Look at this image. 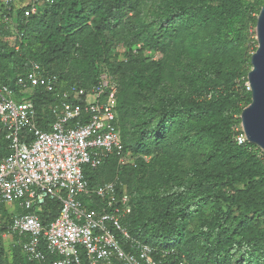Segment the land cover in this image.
<instances>
[{
    "label": "trees",
    "instance_id": "16d2710c",
    "mask_svg": "<svg viewBox=\"0 0 264 264\" xmlns=\"http://www.w3.org/2000/svg\"><path fill=\"white\" fill-rule=\"evenodd\" d=\"M17 1L6 5L0 0V87L9 85L19 97L17 79L34 61L69 85L89 87L105 71L118 81L119 126L126 153L137 159L120 165L111 157L95 170L86 168L85 175L91 188L119 176L131 197L132 212L123 218L131 234L153 246L161 264H264V152L254 143L237 141L241 116L201 122L192 132L194 117L226 108L241 114L252 102L246 84L251 59L245 68L222 61L200 68L194 59L229 57L242 47L264 0H258L256 15V4L247 0H156L148 13L144 0H54L29 14L32 1L21 8ZM10 36L17 37V46ZM119 44L128 49L123 59ZM146 50L174 56L183 74L196 70L201 83L193 78L186 94L166 84L168 95L159 103L150 100L130 110L129 93L137 101L153 99L142 79L148 71V85L161 83L163 61L144 56ZM112 52L119 60L112 61ZM81 59L88 66V81L74 77ZM32 98L40 125L49 129L56 99L36 91ZM25 135L31 136L29 130ZM200 142L207 149L203 159L183 165L190 147ZM9 153L0 128V159ZM134 178L146 185L136 186ZM84 199L92 207L100 203ZM60 209V202L47 200L40 215L48 222ZM4 230L0 227V264H31L18 244L12 256L5 254Z\"/></svg>",
    "mask_w": 264,
    "mask_h": 264
},
{
    "label": "built area",
    "instance_id": "2783aa9c",
    "mask_svg": "<svg viewBox=\"0 0 264 264\" xmlns=\"http://www.w3.org/2000/svg\"><path fill=\"white\" fill-rule=\"evenodd\" d=\"M31 1L28 14L54 2ZM116 49L128 50L123 44ZM17 86L19 97L9 85L0 87V128L10 147L0 159V208L19 201L25 210L9 221L0 212L3 236H11L31 264H161L153 246L133 236L123 223L132 204L119 176L91 188L85 175L86 168L95 170L111 157L120 165L130 161L119 126L115 75L102 72L89 87L69 85L34 61L18 77ZM35 91L56 99L50 106L49 129L40 125ZM28 130L31 136L23 139ZM236 131L240 144L248 141L242 123ZM84 198L100 203L92 207ZM47 200L60 202L61 209L45 222L40 212Z\"/></svg>",
    "mask_w": 264,
    "mask_h": 264
},
{
    "label": "rangeland",
    "instance_id": "374dc122",
    "mask_svg": "<svg viewBox=\"0 0 264 264\" xmlns=\"http://www.w3.org/2000/svg\"><path fill=\"white\" fill-rule=\"evenodd\" d=\"M145 2H148L146 5V13L150 12L151 10V6L153 4L154 1L156 0H144ZM250 4H256L253 5L252 7V12L253 15L257 14V7L259 4L258 0H247ZM258 2V3H257ZM257 25V22H256ZM256 25L254 24V22H252L249 26V31H248V36L246 39V42L243 44H241L238 50H234L230 53L229 57H221V56H216V55H203L201 57H197L194 60L196 61L198 67L202 68V67H207V65H212L218 61H222L224 63V66L227 67H243L245 68L247 65V62L249 59H252V54L256 51L255 49L258 48V40H257V35H256ZM14 35V34H12ZM19 35V34H18ZM8 40L10 41V43L12 44V46H15L17 43V37L15 36H10L8 38ZM119 40V39H118ZM118 42V41H117ZM115 44V43H114ZM141 44H138L136 46H140ZM17 46V45H16ZM142 46V45H141ZM116 52V51H115ZM121 54V58H124V54L125 52H120ZM144 56H151L152 60L157 61V60H162L163 61V65L161 67L162 71L160 74V79H161V83L159 84H153V88L148 85L146 83L147 80H149L150 78V73H152V71H148V74L143 76V81L145 82V90L148 94L151 93V95L153 96V99H151V97H144L142 100L137 101V99H134L133 95L129 93V96L127 98L128 101V106L129 108H131V106H148V104L150 103V100L156 103H159V101L163 98H165L168 93L165 92L163 90V88H165L166 84L169 85V87L172 89V92L174 90H181L184 94H186V92H190L191 90V86L189 84L192 83L193 78H195L197 81V84L201 83V77L198 76V72L196 70H193L191 73H186L185 75L183 74L182 70L180 69L182 67L179 66L180 65V60H178L177 58H175L174 56H165L164 54L160 53V52H154L153 50H146L144 53ZM111 58L112 61L113 60H119V56L115 55L114 52L111 53ZM77 68H79V72H77L74 77L82 80V79H86L87 81L89 80L88 78V74H89V70H88V66L87 63L81 59L79 62H77ZM155 75V74H153ZM82 78H81V77ZM85 77V78H83ZM156 82H159L158 79L155 77L153 79ZM247 85L249 84L248 82L246 83ZM155 100V101H154ZM133 108H131L130 110H132ZM233 116L234 118H240L241 114L240 113H235L232 114L231 108H226L225 110L221 111L219 114L217 115H206L203 118H201L200 116L194 117L193 121L196 123L195 128L192 129V132H195L198 128V125L203 122V123H208L211 119H215V118H220V117H231ZM201 119V120H200ZM204 144L203 142L197 143L193 146H191V150L190 153H187L188 158H186L183 161V165H191L193 163V158H195L196 160H202L204 157V152H207V149L204 148ZM262 151L264 152V150L262 149ZM128 155V159L129 164H134L135 160L137 159L136 156L132 155L131 152L129 151V153H127ZM147 161H150L151 156H146L145 157ZM186 167V166H185ZM187 174L188 177H192L191 175H189L188 173H184ZM134 184L138 187H144L146 184H141V182L137 179L134 178ZM135 186V187H136ZM133 208V207H132ZM1 210L3 211V215H7V218H9L8 216H11L17 212H22L23 210H25L23 207H21L20 202L19 201H11V202H6L1 206ZM206 211H208L207 209H205ZM205 217L206 214H204ZM6 219V218H5ZM192 223V227L195 226L194 221H191ZM12 239L9 238L8 236H5L3 238V245H4V252L6 255L12 256L13 255V250H14V245L12 244ZM11 264V263H10ZM13 264V262H12Z\"/></svg>",
    "mask_w": 264,
    "mask_h": 264
},
{
    "label": "water",
    "instance_id": "95a60500",
    "mask_svg": "<svg viewBox=\"0 0 264 264\" xmlns=\"http://www.w3.org/2000/svg\"><path fill=\"white\" fill-rule=\"evenodd\" d=\"M258 48L252 54V69L248 74L252 102L243 109L241 123L249 142L264 150V5L256 25Z\"/></svg>",
    "mask_w": 264,
    "mask_h": 264
},
{
    "label": "crops",
    "instance_id": "0c3cea01",
    "mask_svg": "<svg viewBox=\"0 0 264 264\" xmlns=\"http://www.w3.org/2000/svg\"><path fill=\"white\" fill-rule=\"evenodd\" d=\"M30 2H31V0H18L17 1V7L21 8L23 6H27V5H29ZM40 6L44 7V4L42 3ZM3 237H5V236H3ZM8 237L12 239L11 236H8ZM14 239H17V238L14 236ZM12 244H13V242H12Z\"/></svg>",
    "mask_w": 264,
    "mask_h": 264
},
{
    "label": "bare ground",
    "instance_id": "6f19581e",
    "mask_svg": "<svg viewBox=\"0 0 264 264\" xmlns=\"http://www.w3.org/2000/svg\"><path fill=\"white\" fill-rule=\"evenodd\" d=\"M110 180H112V179H110ZM147 243V242H146Z\"/></svg>",
    "mask_w": 264,
    "mask_h": 264
}]
</instances>
